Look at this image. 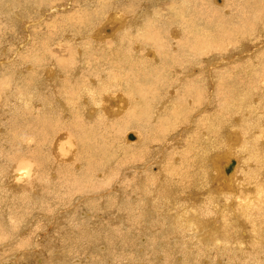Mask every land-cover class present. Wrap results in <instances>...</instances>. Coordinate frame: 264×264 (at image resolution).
<instances>
[{
  "label": "bare ground",
  "instance_id": "bare-ground-1",
  "mask_svg": "<svg viewBox=\"0 0 264 264\" xmlns=\"http://www.w3.org/2000/svg\"><path fill=\"white\" fill-rule=\"evenodd\" d=\"M136 1L108 2L107 6L103 0H24L26 11L24 50L18 51L15 48L8 57L0 60V72L4 70V75L0 76V196L6 200L14 187H20L19 193L23 194L26 191L39 202L38 199H42L41 196L44 194L42 190H46V186L39 182L43 161L37 160H40L45 150L46 158L43 154L41 158L48 157L47 163L51 165V156H54L52 136L59 130H67L83 147L78 152L79 144L62 136L55 145L57 154L63 160L72 158L68 161H59L53 157L56 159L52 161L53 166L57 164L58 167L66 169L73 165L78 169L82 161L85 170L83 168L84 172L82 170V175L78 176L63 175L66 179L71 178L72 181L75 177V181L81 184L83 177H86L84 180H87V177L91 178L89 173L92 177L105 176V179H109L115 175L116 169L130 171V174L126 173L120 185L122 192L115 194L117 197L113 200V206H108L110 208L108 211L117 212V223L115 226L112 225L117 231L104 233L101 237L103 245L97 248L106 249L105 252L102 251V254L98 255L97 261L92 262V258H88L91 263L87 264H118L117 255L113 256L108 250L115 249L110 245L120 243L125 247L135 244L152 246L151 252H147L148 249L146 252L138 250V253L131 255L135 254L139 259L136 254H142L144 259L153 260L155 264L163 259L170 264L179 263L180 255L183 261L189 264H221L225 259H227L225 262L233 261L231 264L241 262L247 264L248 259L251 260L250 264H264V75L259 73L261 72L259 66L264 65V59L254 66L250 61L252 56L247 59L249 56L247 54L253 52L248 53L246 50L245 58L242 53L240 54L242 57L237 54L240 59H244L241 66L245 69L244 75H247L240 87L233 88L228 80L215 79V76H212L219 60L216 57L219 52L216 51H221L222 47L227 51H233L234 46H245L243 34L248 31L246 29L248 25L243 29V26L236 28L228 24L242 20L240 17L242 11H238L241 9L240 0L231 3H228V0H225V3L224 0H220L217 4L220 5L222 2L224 5L221 6L211 4L210 0H180L179 3L177 0H171V3L163 1L162 4L158 0H150L148 4L144 3L148 5L147 8L144 7L146 10L139 7L143 0H138L137 10H131L132 14L129 16H125L119 9L116 11L120 7L132 8L137 4ZM188 3L209 21L204 19L206 23L201 25L198 21L203 18H199L193 12L185 15L184 11L187 9L185 4ZM207 3L213 6L210 9L208 7L209 10L205 6ZM228 4L233 7L232 13L230 14L231 10H224L230 15H221L219 9L223 10ZM259 11V7L256 6L252 14ZM8 12L12 16L18 15L11 7ZM102 12L107 13L105 18L100 16L104 18L103 22L101 21V24L95 22L99 26H93V16ZM252 14L247 17V22ZM166 21L175 23L173 26L176 27L167 29L165 27L167 35L162 29ZM8 31L9 29L5 30L3 37ZM234 38L238 40L233 44ZM61 40L73 46L71 52L68 49L66 51L68 57L66 54L58 53L63 50ZM149 49L155 50L153 56L150 55L151 58L146 56ZM238 50L239 48L236 51ZM231 56L234 55L224 56V59ZM258 56L256 55L254 59ZM200 57H204L202 61L205 67L206 63H209L208 70L202 67L208 71L204 75L207 76L208 86L200 74L202 69L195 67L201 62ZM227 61L231 64L228 59ZM194 62L197 65H194ZM95 73L106 75L108 80L102 79L103 84L112 85L114 90L121 92L103 95L104 98L101 95L93 97V84L100 79V76L93 78ZM163 73L167 74L166 78ZM253 75L257 77L254 79ZM251 86L256 87L255 98L258 99L252 97L249 91ZM178 89L183 92L179 102L174 99L178 95L176 93ZM255 101L256 106L253 104ZM183 102L191 104V112L182 109L179 103L184 105ZM259 109L262 110L261 113ZM233 114L239 119L233 120L231 116ZM105 116L114 118L116 122L112 123V119H106ZM98 118L99 121L103 120L102 124L99 121L98 124H93ZM180 120L182 123L178 122ZM239 120L252 121L256 127H262L258 134L261 141H257L261 147L255 146L254 151H251L249 158L252 166L243 181L238 173L239 161L236 157L238 153L236 156L232 154L234 150L239 149L241 143L237 145L235 143L237 137L230 133L235 124L239 125L237 123ZM120 127H126V130L134 128L136 131H131L134 135L132 140L122 134L120 141L122 145L116 148L115 145L118 143L114 145L113 141L103 139L102 131L115 132ZM86 132L91 137H88ZM190 133L192 135L188 138ZM245 134L243 135L246 136ZM118 138L120 139V136ZM226 138L229 140L226 141ZM231 140L234 142L230 143ZM182 141L185 142V150L196 155L194 158L192 155L186 158L185 150H183L185 157H181V152L175 150ZM31 142H35L32 148L28 146ZM181 144L183 146V143ZM206 144L210 148L206 147ZM241 145L243 146V143ZM35 150H39L37 154H40V157L35 156ZM217 150L226 154L217 155ZM99 152L102 155H98ZM114 154L118 159L116 158L115 166L111 167L110 161ZM254 155L258 157L254 159ZM77 160L78 165L75 164ZM231 160H234L232 170L225 174L224 167ZM95 164L96 166L98 164L97 168L94 167ZM53 168H50L48 174L54 171ZM101 169L103 173L98 175L96 171ZM73 171L75 172V169ZM195 171L198 173L195 174ZM113 182L111 183L114 184ZM193 183L203 186L202 204V201L194 204L182 197ZM47 184L54 186L52 181ZM37 190L41 196L37 194ZM187 194L185 195L189 196ZM79 197L75 196L77 199ZM75 202L77 203V200ZM60 208L58 206V209ZM87 213L89 212L78 214L80 218H84L88 216ZM89 214L92 216V213ZM80 218L77 216V219ZM47 219L48 222H54L55 215ZM86 219L92 220L91 217ZM7 231L8 229H4V232ZM83 231L86 232L85 229ZM85 240L87 243L95 242V239L90 240L86 234L82 238V244ZM83 247V250L89 249L88 244ZM82 249L75 244H69L63 250L61 264H85L78 257Z\"/></svg>",
  "mask_w": 264,
  "mask_h": 264
},
{
  "label": "rangeland",
  "instance_id": "rangeland-1",
  "mask_svg": "<svg viewBox=\"0 0 264 264\" xmlns=\"http://www.w3.org/2000/svg\"><path fill=\"white\" fill-rule=\"evenodd\" d=\"M63 1V0H61ZM107 1V2H106ZM117 1H121V0H103V2H105L107 4V6L109 5L108 2H112V3H115ZM131 2V0H129ZM148 1L150 0H143L142 4H140L139 6V2L138 0L136 1V5L133 6L132 8H128L126 5L127 8H123V7H120V8H117L116 11L119 9L123 14H125V16H129V14H132V11L133 10H137L138 6L139 7H142L143 10H146L145 8H147V4H148ZM162 1V2H161ZM163 1L165 2H172L171 0H158L159 3H164ZM237 0H228V3H231V2H235ZM257 1V2H256ZM4 2V3H3ZM8 2V3H7ZM24 0H0V60H3L5 59L6 57H8L13 51L14 49L16 48L18 51H21V50H24V14L26 13L25 9H24ZM177 2L179 3L180 0H177ZM211 4L213 5H218L217 2L219 3L220 0H210ZM214 2V3H213ZM240 5H241V9H239L238 11H242V16H240L242 18V20H237L235 22H229L228 24L230 25H234L236 28H242L244 29L247 25V28L248 31L246 33L243 34V40H244V44H245V48L246 49H243L244 47L243 46H234V52L231 51V50H228L230 51L228 53L227 50H225L223 47L221 49V51H216V52H219L218 56V64L215 68V70L212 72V76H215V79L216 78H221V79H225V80H228L230 82V84L232 85V87H240V84L243 83V78L246 77L244 75L245 73V69L241 66V63H244V59H240V57H244V55H246L247 51L248 53H251V52H255L254 55L252 54H247L249 56H247V59H250L251 56L252 58L250 59V61H252L251 63H253L254 66H256L257 63L261 62L264 57L263 54H264V45H263V42H264V12H261V10H264V0H240ZM15 3V4H14ZM144 3H147L144 5ZM224 3H225V0H224ZM160 4V5H161ZM210 3H207L205 4L206 8L209 9L212 8L213 6H211ZM262 4V5H261ZM4 5V6H2ZM8 5H11V6H7ZM22 5V6H21ZM159 5V8L161 9ZM187 5V9L184 11L185 15L187 13H195L196 15H198L199 18H203V19H200L198 21L199 24L203 25L206 23L205 20H208V18L200 15L194 8H193V5L191 4H185ZM221 5H224L222 4V2L220 3V5L218 6H221ZM259 7L260 11L259 13L257 14H252V10L254 11V9L256 8V6ZM2 7V8H1ZM7 7V8H6ZM9 7H11L14 12L16 11V13H18V15H14L12 16L11 14H9L10 12H8L9 10ZM145 7V8H144ZM261 7V8H260ZM93 8V7H92ZM70 9V8H69ZM140 9V8H139ZM208 9V10H209ZM233 7L230 6V4H228L227 7L223 8V10L219 9V13L223 16H227V15H230L232 13V10ZM118 10V11H119ZM132 10V11H131ZM135 10V11H136ZM225 11H230V14L229 12L226 13L224 12ZM25 11V12H24ZM105 11V10H104ZM124 11V12H123ZM249 12V13H248ZM103 14V15H102ZM107 13H98V15L96 14L95 17L96 19L98 20V18H100V16H103L105 18ZM252 14L247 22V17ZM95 17L93 16L92 20L93 21V26H99V24H101L103 22V17H101L98 21L95 19ZM98 17V18H97ZM103 18V19H102ZM244 18V19H243ZM205 19V20H204ZM21 20V21H20ZM102 21V22H101ZM99 22V24H96V23ZM101 22V23H100ZM139 24H141L139 21H138ZM248 23V24H247ZM95 24V25H94ZM175 24V23H173ZM173 24L169 23L166 21L165 24L162 25V29H163V32L166 33L165 31V27L166 29L169 28V27H173V28H176L173 26ZM250 24V25H249ZM10 25V26H9ZM245 25V26H244ZM168 26V27H167ZM240 26V27H239ZM259 26V27H258ZM8 27H11V28H8ZM258 27V28H257ZM9 29L8 32H6L5 34V37H3L4 33H5V30L6 29ZM257 28V29H256ZM23 29V30H22ZM103 30V29H102ZM253 31V32H252ZM13 32V33H12ZM262 34V35H261ZM106 35V34H104ZM167 35V33H166ZM7 36V38H6ZM169 36V34H168ZM171 36V35H170ZM201 37V36H200ZM6 38V39H5ZM86 38V37H85ZM85 38H84V41H85ZM263 38V39H262ZM4 39V40H3ZM83 39V38H82ZM250 39V40H248ZM3 40V42H1ZM16 40V41H15ZM235 40H238V39H235L233 40V44L235 42ZM248 40V41H247ZM263 40V41H262ZM8 43H7V42ZM21 41V42H20ZM86 42V41H85ZM11 43V44H10ZM16 43V44H15ZM171 43V42H170ZM257 43V44H256ZM259 43V44H258ZM13 44V45H12ZM21 44V45H20ZM60 44L63 46L62 49L63 50H60L58 53H60L61 55L63 54H66L67 56V53L66 51L69 50V52H71V50H73V46H70L68 43L66 44V41L64 40H61L60 41ZM239 44V43H238ZM256 44V45H254ZM262 44V45H261ZM67 45V46H66ZM261 45V46H260ZM14 46V47H13ZM16 46V47H15ZM64 46H65V50H64ZM180 46V45H178ZM249 46V47H248ZM259 48H257V47ZM263 46V47H262ZM19 47V48H18ZM23 47V48H22ZM70 47V49H69ZM86 47V45H85ZM243 47V48H242ZM239 48L238 51H236L237 49ZM256 48V50H255ZM68 49V50H67ZM262 53L260 52L261 50ZM184 50V49H183ZM245 52H244V51ZM247 50V51H246ZM259 50V51H258ZM65 51V52H64ZM225 51V52H224ZM227 51V52H226ZM243 51V52H242ZM258 51V52H257ZM62 52V53H61ZM152 52V53H151ZM260 52V53H259ZM153 53H155V50H151L149 49L148 52H146V56L147 57H150V55L153 56ZM207 53V52H206ZM233 54L234 56H231V58H227L229 60L230 63H228L227 59H224L226 56L228 55H231ZM242 53V56L240 55ZM258 53V54H256ZM224 54V56L222 55ZM240 57H238L239 55ZM220 55V56H219ZM236 55H237V58H236ZM260 56V59L257 57L254 59L255 56ZM65 56V57H66ZM68 57V56H67ZM224 60H222V58ZM245 58V57H244ZM201 59V62L197 65L196 62H194V65H197L195 67H199L200 69H202V67L205 65V63H203L204 61V57H200ZM235 59L233 62L234 64L232 63V60ZM239 61H238V60ZM257 59V60H256ZM65 60V59H64ZM254 60V62H253ZM257 62H256V61ZM71 61H75V59H71ZM241 61V62H240ZM243 61V62H242ZM236 62V63H235ZM74 63V62H73ZM202 63V64H201ZM209 63H206L207 67H205V70H208L209 66H208ZM239 64V65H238ZM232 65V66H231ZM239 69H238V66ZM260 65V64H259ZM201 66V67H200ZM203 67V69H204ZM218 67V68H217ZM207 68V69H206ZM228 68H232L231 70L228 69ZM13 69V68H12ZM200 71V74L203 76L202 78L204 79L203 81H206V85L208 86V83H207V76H204L205 73H207L208 71H205L203 70ZM244 69V70H243ZM259 69L261 70V72H259L261 75H264V65L261 64L259 66ZM87 70V68L85 69ZM229 70V71H228ZM4 71V70H3ZM0 72V76L1 75H4V73ZM104 73V72H102ZM96 75V76H95ZM164 76V78H166L167 74H162ZM232 75V76H231ZM242 75V76H241ZM244 75V76H243ZM100 76V79H98V81L93 84L94 85V89H93V97H97V95H101L103 98L104 96H108V95H112L114 94L116 91L118 90H114V87H112V85H104L103 82H102V79L103 80H108L107 76L106 75H98V74H93V78H99ZM217 76V77H216ZM254 77H257L256 75H253L252 78ZM107 78V79H105ZM241 78V79H240ZM239 79V80H238ZM233 80V81H232ZM237 80V81H236ZM240 81V83H239ZM167 82V81H166ZM238 84H237V83ZM233 83V84H232ZM111 84V83H110ZM96 86V87H95ZM104 86V87H103ZM108 86V87H107ZM110 87V89H109ZM252 87V86H251ZM249 88V91L251 92L252 94V97L254 99H258V97L255 98V93L257 92L256 90V87H252V88ZM108 88V89H107ZM99 91H98V90ZM109 90L108 93L106 90ZM181 89H178L176 91V93L178 95H176L174 97L175 101H178L181 99V96H182V93L180 91ZM253 90V91H252ZM103 93H101V92ZM106 91V92H105ZM181 93H179V92ZM97 92V93H96ZM100 92V93H98ZM119 92V91H118ZM118 92H116L117 94H119ZM233 92V90H232ZM106 93V94H105ZM108 93V94H107ZM96 94V95H95ZM95 95V96H94ZM104 95V96H103ZM179 98V99H178ZM261 100V97L259 98ZM257 104V101L253 102L254 106H256ZM180 106H182V109H186V110H189L191 112V104L188 103V102H183L184 105H182L181 103H179ZM92 108V107H91ZM104 109V108H103ZM186 110H184L187 114H190V112H187ZM105 112V114L109 117L110 114H108L105 110H103ZM259 113L262 112V110L259 109ZM183 113V112H182ZM237 116H238V113H236ZM236 114H233L231 116H233V120H237V117L236 118ZM240 115V113H239ZM104 116V115H103ZM187 116V115H185ZM230 116V115H229ZM188 117V116H187ZM101 119V117H99ZM99 118L96 119L97 121L93 122V124H98L99 122H103V120L99 121ZM106 119H112V123H115L116 120H113L114 118H107L105 116ZM188 119V118H187ZM239 119V118H238ZM189 120V119H188ZM99 121V122H98ZM114 121V122H113ZM102 122L100 124H102ZM109 123H111L110 121H108ZM179 123H182V120L178 121ZM229 122V120H228ZM235 122V121H233ZM237 122V121H236ZM244 122V123H243ZM249 122V123H248ZM252 121H244L242 120L240 122H237L239 123L238 124H235V127L231 130L230 133H232L233 135H235L237 137V140L235 143H237V145L239 143H243V146L240 144V147L239 149L237 148V152H235L236 150H234L232 152V154H234V156H236L238 153V155L236 156L238 158V173L240 175V177L242 178L241 181H243L245 178H246V175L248 173V171L251 169L250 167L252 166V163L250 161V158H249V155L252 154V152L254 151V148L255 146H260L257 142V141H261V138L259 137V132H261L262 130V127L261 126H258L256 127L255 124H251ZM229 125V123H228ZM238 125V126H237ZM244 125V126H243ZM243 126V127H242ZM242 127V129H241ZM255 127V129H253ZM260 127V128H259ZM126 128V127H125ZM125 128L123 127H120V128H117V130L115 132L113 131H110V130H104L102 131V138L103 139H106L108 141H113L112 143L117 144L115 146H117L116 148L121 147L122 143L120 144V141H122V137L123 135L125 134L126 137H127V134L126 133H129L131 131H136L134 128H130L128 130H126ZM183 128V126H182ZM244 128V129H243ZM248 128V129H247ZM252 128V129H251ZM259 128V129H258ZM115 129V128H114ZM240 129V131H239ZM247 129V130H246ZM119 130V131H118ZM124 130V131H123ZM182 130V129H181ZM238 130V131H237ZM250 132H249V131ZM60 131L62 133H60ZM82 131H84V129H82ZM105 131H107V133H111L110 135H108L107 133H105ZM244 131V132H243ZM254 131V132H253ZM58 132V134H57ZM53 136L52 138L54 140H52L53 142L51 143V146L53 147V155L54 156H51V162L50 164L51 165H48L47 163V159L46 158V155L44 154V152H42V154L44 155V159L41 158L43 155L41 154V157H40V154H37L39 150H35V156H39L40 157V160H37L38 162H42L43 161V165H42V169L39 173V182L46 186V190H42L44 192V194L41 196L40 192L37 190V194H39L41 198H39L38 200H40L39 202L36 200L37 198L36 197H32L28 192H24L22 194V192L19 193V189L20 187L18 188H13L12 189V193H10L9 197L4 200V197H1L0 196V264H61V259H62V256H63V250L65 247L69 246V244H75L76 247H80L82 249L86 247V245L88 244V247L89 249H87L86 251V248L83 250H81V254L80 256V259H82V261L87 264V263H91V261H97L99 259V254H102V251L105 252L106 249H102L100 250L99 248H97L98 246H102L103 243H102V236L104 235V233L106 232H110V231H117V229L114 228L115 226V223H117V212L115 213V211H108V209H110L109 207L113 206V200L115 199V197H117L115 194L117 193H121L122 191V187L120 186L121 183L123 182L124 178L126 177L127 174H130V171H124L121 170L120 168L119 169H116L115 170V175L109 179H105V176L104 177H92V175L89 173V177H87V180H84V178L86 177H83L82 179V183L79 184L77 181H75V177L72 179L71 181V178L69 179H66V176H63V175H71V176H78V175H82V173L84 172L85 168H84V162H80L79 164V161L77 160L76 161V165H80V168L76 169L77 167H73V165H71L69 168H60V166L58 167L57 164H54L53 166V163L52 161H56V159H58L59 161H68L69 159L71 158H68L66 160H63L61 159V157L57 154V151L55 149V145H56V142L60 140V138L63 136L67 139H70L72 141H75L77 144L78 143V139L76 137H74L72 134H70L67 130H59L57 131ZM66 132V133H65ZM242 132V133H241ZM253 132V133H252ZM257 132V133H256ZM53 133V132H52ZM104 133V135H103ZM247 133V135L245 134ZM255 133V134H254ZM57 134V135H56ZM113 134V135H112ZM123 134V135H122ZM243 134H245L246 136H244ZM254 134V135H253ZM72 137V139L69 137ZM86 135L88 137H91V135H89L87 132H86ZM192 133L189 134L188 138L191 137ZM250 135V136H249ZM110 136H112L111 138H116L117 139H111ZM115 136V137H113ZM120 136V139L118 138ZM242 136V137H241ZM252 136V137H251ZM97 137H99L97 135ZM109 137V138H108ZM185 137V135L183 136ZM247 137V138H246ZM255 137V138H254ZM242 138V139H241ZM250 142H248L246 139ZM257 138V139H256ZM74 139V140H73ZM124 139V138H123ZM193 139V137H192ZM228 138H226V141H227ZM105 140V142H107ZM126 140V139H125ZM184 140V139H183ZM229 140V139H228ZM242 140V141H241ZM115 141V142H114ZM192 141V140H190ZM244 141V142H243ZM245 141L247 143H245ZM124 142V140H123ZM128 142V141H126ZM234 141H230V143H233ZM108 143V142H107ZM110 143V142H109ZM108 143V144H109ZM111 143V144H112ZM183 143V146L182 144ZM184 141L180 142L179 145L182 147H180L179 145L175 148V150H177L178 152H181L182 156L181 157H185L183 155L184 151L186 149L185 145H184ZM253 143V144H251ZM31 148L35 146V142H31L30 145ZM197 146H200V145H197ZM209 146L206 144V147ZM249 146V147H248ZM82 145H78V152L80 151V149H82ZM261 147V146H260ZM210 148V146L208 147ZM242 149V150H241ZM247 149V150H246ZM251 149V150H250ZM183 152H182V151ZM253 150V151H252ZM83 151V150H82ZM186 153H184L186 155V158L187 156H190L192 154L188 153L187 150H185ZM245 151V153H243ZM248 151V152H247ZM252 151V152H251ZM169 152L168 150L166 151V153ZM217 155L219 154H226L224 151H221V150H217ZM221 152V153H220ZM230 152V153H231ZM247 152V154H246ZM46 153V152H45ZM241 153V154H240ZM47 154V153H46ZM168 154V153H167ZM98 155H102L101 152L98 153ZM242 156V157H238V156ZM73 156V155H72ZM196 155H192L191 157L194 158ZM53 157H56L53 158ZM258 156L254 155V159L257 158ZM118 157L115 156V154L111 157V161H110V166L113 167L115 166V163L117 161ZM245 158V159H244ZM114 159V161H113ZM247 159V161H246ZM45 160V161H44ZM113 161V162H112ZM112 162V164H111ZM242 163V164H241ZM163 164V162H162ZM46 165V166H45ZM242 165V167L240 166ZM249 165V166H248ZM50 166V167H49ZM98 166V164H97ZM96 164H95V168H97ZM48 167V168H47ZM51 167H54V171H51L50 174H52L50 176V174H48L51 170L50 168ZM195 167V166H194ZM213 167H214V171L217 173V170H216V166L215 164H213ZM237 167V166H236ZM75 169V172L73 171ZM84 168V170H83ZM155 169V168H154ZM153 171L155 172L156 169ZM213 169V168H212ZM83 170V172H82ZM237 170V168H236ZM244 170V171H243ZM71 171V172H70ZM103 170H97L96 172L99 174L103 173L102 172ZM247 171V172H246ZM47 174H46V173ZM80 172V173H78ZM119 173H123V175L119 174ZM127 173V174H126ZM198 173L197 171H195V174ZM120 175V176H119ZM95 176V175H94ZM197 175H195L196 177ZM50 177H53V178H50ZM118 177V179H117ZM42 178V179H41ZM50 178V179H49ZM49 179V180H47ZM52 179V180H51ZM116 179V180H114ZM205 179L207 180V175L205 174ZM47 180V181H45ZM65 180V181H64ZM99 182H98V181ZM106 180V182H105ZM49 181H52V183H54V186L51 187L50 184H47L49 183ZM61 181V182H60ZM87 183H86V182ZM102 181V182H100ZM104 181V183H103ZM114 181L112 184L111 182ZM56 182V183H55ZM60 182V183H59ZM68 182V183H67ZM106 183V184H105ZM108 183H111V184H108ZM87 184V185H86ZM196 183H193L190 187V189H187L185 193L182 194V197L184 200H189L191 202H194V204L198 203L199 201H202L201 204L203 203V199H204V189H203V186H200V185H197L195 186ZM61 185V186H60ZM76 185V187H75ZM84 185V186H83ZM105 185V186H104ZM194 185V186H193ZM116 186V187H115ZM200 186V187H199ZM51 187V188H50ZM59 187V188H58ZM67 187V188H66ZM107 187V188H106ZM64 188V189H63ZM66 188V189H65ZM120 188V189H118ZM197 188V189H196ZM201 188V189H199ZM15 189V190H14ZM18 189V190H17ZM53 191H52V190ZM61 189V190H60ZM195 189V190H194ZM63 190V192H62ZM65 190H66V193H65ZM72 190V191H71ZM97 190V191H96ZM99 190V191H98ZM107 190V191H106ZM108 190H110V192L108 193ZM195 193H194V191ZM201 190V192H200ZM203 190V191H202ZM17 193H16V192ZM46 191V192H45ZM79 191V192H78ZM96 191V192H94ZM106 191V192H105ZM193 191V192H192ZM197 191V192H196ZM55 192V193H54ZM61 192V193H60ZM92 192V193H91ZM115 192V193H114ZM200 192V194L198 193ZM54 193V194H53ZM65 193V194H64ZM95 193L97 195H95ZM100 193V194H99ZM113 195H112V194ZM188 193L187 195L189 196H186L185 194ZM15 194V195H14ZM51 196L49 197L48 196ZM76 194V195H75ZM79 194H81V198L79 197ZM88 194V196H87ZM91 196H90V195ZM95 196H94V195ZM108 194V195H106ZM60 195V196H59ZM77 196V198L79 197V199L75 198V196ZM84 195V196H83ZM102 195L104 197H102ZM203 195V197H202ZM46 196V197H45ZM87 196V197H86ZM90 196V198H89ZM110 196V197H109ZM114 196V197H113ZM59 197V198H58ZM74 197V199L72 198ZM84 197V198H83ZM102 197V198H101ZM109 197V199H108ZM111 197H112V200H111ZM190 197V198H189ZM194 198L193 200L191 199ZM61 198V199H60ZM73 201H72V199ZM53 199V200H52ZM64 199V200H62ZM107 199V200H106ZM191 199V200H190ZM196 199V200H195ZM199 199V200H198ZM201 199V200H200ZM67 200V201H65ZM77 200V203L75 202ZM79 200V202H78ZM81 200V201H80ZM102 200V201H101ZM109 200V201H108ZM56 201V202H55ZM71 201V202H70ZM98 201V202H97ZM108 203H107V202ZM4 202V203H3ZM36 202V203H35ZM49 202V203H48ZM74 202L76 205H74ZM40 203V204H39ZM68 203L70 205H68ZM82 203V204H81ZM91 203V204H90ZM102 203L104 205H102ZM55 204V205H54ZM72 204L74 206H72ZM100 204V206H99ZM33 205V207H32ZM79 205V206H77ZM192 205V204H191ZM36 206V207H35ZM54 206V207H53ZM58 206L60 209H58ZM109 206V207H108ZM53 207V210L51 209ZM57 207V208H56ZM79 207V208H78ZM97 207V208H96ZM106 207V208H105ZM33 208V209H32ZM63 208V209H62ZM82 208V209H81ZM96 208V209H95ZM35 209V210H34ZM62 209V210H61ZM65 209V210H64ZM102 209H106L105 211L102 210ZM57 210V211H56ZM79 210V211H78ZM82 210V211H81ZM28 211V212H27ZM34 211V212H33ZM53 211V212H52ZM67 211V212H65ZM100 211V212H99ZM48 212V214H47ZM58 212V213H57ZM61 212V214H60ZM85 212H89V213H92V216L91 214L87 213L88 216L86 217H91L92 220L90 219H86V217H81L79 216V214H83ZM29 213V214H28ZM35 213V214H34ZM37 213V214H36ZM46 213V214H45ZM78 215H77V214ZM24 214V215H23ZM36 216V217H32L31 215ZM41 214H43L42 216L44 218H42ZM60 214V215H58ZM46 215V216H45ZM55 215V220L54 222H48L47 218L49 216H53ZM65 216V217H64ZM77 216L78 218L80 219H77ZM47 217V218H46ZM72 217V218H71ZM5 218V219H4ZM32 218V220L30 219ZM4 219V220H3ZM30 219V220H29ZM69 219V221H68ZM3 220V221H2ZM6 220V221H5ZM76 220V221H75ZM85 220V222H84ZM26 221V222H25ZM73 221V222H72ZM3 222V223H2ZM29 222V223H28ZM56 222V223H55ZM79 222V223H78ZM93 222V223H92ZM5 223V224H4ZM24 223V224H23ZM47 223V225H46ZM75 223V224H74ZM18 224V225H17ZM26 224V225H25ZM73 224V225H72ZM51 225V226H50ZM72 225V226H71ZM93 225V226H91ZM114 225V226H112ZM29 226V227H28ZM82 226V227H81ZM91 226V227H90ZM108 226V227H107ZM27 227V228H26ZM89 227V228H88ZM112 227V228H110ZM18 228V229H17ZM34 228V229H33ZM4 229H8L7 232H4ZM73 229V230H72ZM76 229V230H74ZM83 229L86 230V232L83 231ZM18 230V231H16ZM35 231V232H34ZM63 231V232H62ZM37 232V233H36ZM52 232V233H51ZM14 233V234H13ZM36 233V234H35ZM56 233V234H54ZM32 234V235H31ZM39 234V236H38ZM88 236V238L90 240L92 239H95V242H91V243H87L86 240L83 242L82 244V238L83 236ZM91 234V235H90ZM3 235V236H1ZM13 235V236H12ZM28 235V236H27ZM54 235V236H53ZM56 235V236H55ZM95 235V236H94ZM32 236V237H31ZM153 236V234L151 235ZM183 236V235H182ZM6 237V238H5ZM61 237V238H60ZM236 237H239V235H236ZM32 238V239H31ZM4 239V240H3ZM74 240V241H73ZM8 241V242H7ZM12 242V243H11ZM77 242V243H76ZM69 243V244H68ZM81 243V244H79ZM19 244V245H18ZM65 244V245H64ZM77 244V245H76ZM92 244H94L95 246H93ZM2 245V246H1ZM17 245V246H16ZM11 246V247H10ZM52 246V247H51ZM113 246L115 247L114 250H111L109 251L108 249V252H110L113 256L117 255L116 257H118V264H120L121 262H126L127 264H155L153 263V260H148V259H144L143 258V255L142 254H136L139 256V259H137V257H135V254L134 256H132L131 254L133 253H138V250H140L141 252H151L152 251V246H147L146 244H143L141 246H138L137 244H135L134 246H128V247H125L123 246L121 243L120 244H113V245H110V247ZM144 246V248H143ZM148 247V248H147ZM144 249V250H142ZM88 250H90V256L88 254ZM83 251V252H82ZM86 253V254H85ZM25 254V256H24ZM84 254V255H83ZM88 254V255H87ZM20 255V256H19ZM86 255V256H85ZM97 255V256H96ZM130 255V256H129ZM85 256V257H84ZM55 257V258H53ZM92 258V260L90 261V259ZM93 257H98L96 259H94ZM181 257V260L179 261V263L176 262V264H189V262L187 261H183V257L180 255ZM226 257V256H225ZM90 258V259H88ZM13 259V260H12ZM86 259V261H85ZM88 259V260H87ZM111 259V263H112V257L110 258ZM131 259V260H130ZM137 259V260H136ZM161 259L162 256H161ZM104 260V259H103ZM199 260V256L197 258V261ZM227 259H225L221 264H231L232 262H225ZM249 260V259H248ZM246 260V263L247 264H250L251 260ZM99 261H102V260H99ZM248 261V262H247ZM60 262V263H59ZM130 262V263H129ZM138 262V263H137ZM212 262V261H211ZM158 264H170V262H168L167 260L163 259L162 261H160V263ZM236 264V263H235ZM237 264H245V262H241V263H237Z\"/></svg>",
  "mask_w": 264,
  "mask_h": 264
},
{
  "label": "water",
  "instance_id": "water-1",
  "mask_svg": "<svg viewBox=\"0 0 264 264\" xmlns=\"http://www.w3.org/2000/svg\"><path fill=\"white\" fill-rule=\"evenodd\" d=\"M127 138L132 140V139L134 138V135H133L131 132H129V133H127ZM233 164H234V160H231V161H230V162L224 167V172H225V174H229V173H230V171L232 170Z\"/></svg>",
  "mask_w": 264,
  "mask_h": 264
}]
</instances>
